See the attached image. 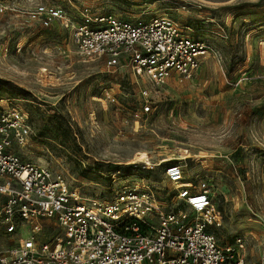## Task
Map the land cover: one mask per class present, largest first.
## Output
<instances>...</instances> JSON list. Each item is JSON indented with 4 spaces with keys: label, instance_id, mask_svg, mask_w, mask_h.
<instances>
[{
    "label": "rangeland",
    "instance_id": "374dc122",
    "mask_svg": "<svg viewBox=\"0 0 264 264\" xmlns=\"http://www.w3.org/2000/svg\"><path fill=\"white\" fill-rule=\"evenodd\" d=\"M43 5L77 23L85 12L125 22L167 15L210 53L189 80L172 77L152 93L144 114L138 89L149 86L145 79L136 84L127 68L108 71L83 59L64 22L42 24L36 12ZM11 108L27 113L31 130L12 151L60 173L83 197L111 199L116 189L148 186L165 211L186 210L164 175L167 163L180 162L178 187L206 182L221 221L210 227L218 245L260 264L264 0H0V111ZM176 148L190 157L179 158ZM11 238L0 231V249L15 246Z\"/></svg>",
    "mask_w": 264,
    "mask_h": 264
},
{
    "label": "built area",
    "instance_id": "2783aa9c",
    "mask_svg": "<svg viewBox=\"0 0 264 264\" xmlns=\"http://www.w3.org/2000/svg\"><path fill=\"white\" fill-rule=\"evenodd\" d=\"M36 15L44 26L64 22L83 59L102 61L108 71L127 68L136 84L137 76L144 78L149 86L138 89L144 114L151 111L152 93L172 77L189 80L210 53L206 41L167 15L125 22L85 12L77 23L46 5ZM27 118L19 108L0 111V231L16 241L0 249V264H245L210 231L221 221L206 182L177 187L185 178L180 162L167 163L164 175L186 210L165 211L148 186L116 189L111 199L83 197L60 173L12 151L13 142L29 138Z\"/></svg>",
    "mask_w": 264,
    "mask_h": 264
},
{
    "label": "bare ground",
    "instance_id": "6f19581e",
    "mask_svg": "<svg viewBox=\"0 0 264 264\" xmlns=\"http://www.w3.org/2000/svg\"><path fill=\"white\" fill-rule=\"evenodd\" d=\"M176 152L179 155V158L190 157V152L183 148H176ZM179 184V183H178ZM178 187V186H177Z\"/></svg>",
    "mask_w": 264,
    "mask_h": 264
}]
</instances>
